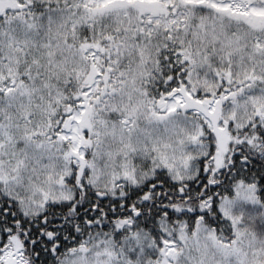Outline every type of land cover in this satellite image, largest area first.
<instances>
[{
	"label": "snow or ice",
	"instance_id": "6c2138e0",
	"mask_svg": "<svg viewBox=\"0 0 264 264\" xmlns=\"http://www.w3.org/2000/svg\"><path fill=\"white\" fill-rule=\"evenodd\" d=\"M0 264H264V0H0Z\"/></svg>",
	"mask_w": 264,
	"mask_h": 264
}]
</instances>
